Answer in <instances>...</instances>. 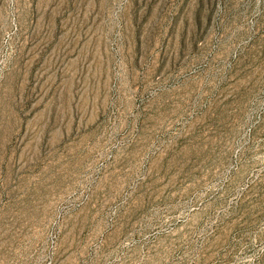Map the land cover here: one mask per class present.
<instances>
[{"label": "rangeland", "instance_id": "1", "mask_svg": "<svg viewBox=\"0 0 264 264\" xmlns=\"http://www.w3.org/2000/svg\"><path fill=\"white\" fill-rule=\"evenodd\" d=\"M0 264H264V0H0Z\"/></svg>", "mask_w": 264, "mask_h": 264}]
</instances>
